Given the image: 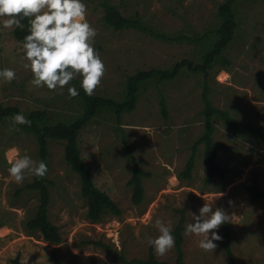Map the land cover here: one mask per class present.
<instances>
[{
  "label": "rangeland",
  "instance_id": "1",
  "mask_svg": "<svg viewBox=\"0 0 264 264\" xmlns=\"http://www.w3.org/2000/svg\"><path fill=\"white\" fill-rule=\"evenodd\" d=\"M112 1L126 15L138 12L159 32L197 36L219 24L217 11L223 0ZM82 2L87 5L86 19L97 30L93 46L106 67L95 95L120 99L128 76L140 69L171 68L184 58L202 61L203 41L172 42L134 28L116 30L105 22L100 0ZM236 10L239 27L225 52L230 64L217 62L207 75L185 68L173 80L147 81L135 110L120 116L102 110L81 130L79 145L86 164L97 186L122 208L121 215L108 213L100 221L87 217L80 177L65 158V143L50 139L49 212L63 240L48 241L39 231H30L25 223L39 204L38 191L27 186L34 175L26 172L23 182L16 183L8 169L24 155L39 162L38 140L17 125L18 130L10 131L11 120L0 121V264H14L18 254L23 264H126L122 256L147 258V238L159 235L156 219L173 230L184 211L187 227L194 223L191 214L199 215L205 203L232 215L229 226L236 264H264V202L253 200L247 189L254 177L264 188V144L246 133L236 134L216 118L214 138L219 144L218 159L229 168L226 178L206 182L204 145L198 151L192 178L179 177L191 146L205 127L206 81L216 106L264 127V0H240ZM13 30L0 23V70L10 68L16 73L11 83L0 79V103L19 105L24 112L46 109L54 120L76 116L82 110L79 84L70 81L56 90L30 84L34 77L23 67L22 42ZM76 79L81 81L80 76ZM69 87H75L79 95L70 97ZM130 153L150 172L144 179L146 193L141 204L132 201L133 190L128 184L134 166ZM217 234L222 237L214 241L217 248L205 252L198 247L203 237L185 231V261L232 264L225 251L224 224ZM156 256L174 263L175 246L166 255Z\"/></svg>",
  "mask_w": 264,
  "mask_h": 264
},
{
  "label": "trees",
  "instance_id": "2",
  "mask_svg": "<svg viewBox=\"0 0 264 264\" xmlns=\"http://www.w3.org/2000/svg\"><path fill=\"white\" fill-rule=\"evenodd\" d=\"M240 0H223L217 11L219 24L207 30L204 34L197 36L177 35L172 36L163 32H159L154 27L147 24L137 12L134 15H126L120 7L112 0H100L104 9L105 22L116 30H124L134 28L146 32L152 36H156L168 41H184L191 42L203 41L206 45L203 53L202 61L196 62L191 58H184L176 62L171 68H150L140 69L136 73L129 75L126 82L123 97L116 99L103 95L88 96L81 87L79 80L74 78L72 81L79 84L82 95V110L76 116L70 119L54 120L46 109H33L29 112H24L19 105L0 103V121L8 119L12 121V117L16 114H23L31 125H17L23 131L36 136L39 144V161H43L47 165V173L43 178L34 176L33 180L28 183V187L35 189L39 193V204L37 205L35 214L27 219L25 225L30 231H39L43 238L60 243L63 240V235L60 227L53 222L50 217L51 204V180L48 177L49 163V140L58 139L65 143V158L72 169L79 175L81 182V194L87 202V217L92 221H100L105 214L111 213L121 215L122 208L105 190L101 189L94 181L89 167L86 164L85 158L79 145V134L83 128L102 110H112L118 116L125 112H131L136 109L139 95L143 84L151 80H173L180 75L185 69H189L194 73L208 74L210 69L217 62L225 65L230 64L229 58L225 55L231 42L234 40L238 27L239 20L236 10V5ZM25 25L23 30L14 27L15 37L23 43V37L28 34V21L22 20ZM212 88L209 81L204 83L203 101H204V122L205 127L201 135L195 140L191 146V154L179 177L192 178V172L195 168L196 157L201 145H204L205 161H206V182H211L216 178L225 179L229 168L224 166L218 159L219 144L215 141L214 135L217 130L216 118L221 119L225 125L240 135L246 133L264 144V127L256 125L251 121L243 120L233 114L226 108L218 107L214 104L211 97ZM163 113L167 115V105L162 99ZM124 140L127 142L126 137ZM131 149V147H130ZM133 161V172L128 180V184L132 187V201L135 204H141L145 200V177L150 175L146 171L136 156L130 153ZM247 189L253 200L264 202V188L261 187L258 179L253 178L252 183L247 185ZM225 227V251L229 256L232 264H236V256L231 247V233L229 223L224 224ZM186 215L182 211L181 217L172 230L175 237L176 260L174 263L159 260L156 256L154 248L149 246L147 258H121L126 264H189L185 261V233ZM97 244L110 247L109 244L101 241H94ZM14 264H23L20 255L18 254L13 259ZM56 264H59L57 262Z\"/></svg>",
  "mask_w": 264,
  "mask_h": 264
},
{
  "label": "clouds",
  "instance_id": "3",
  "mask_svg": "<svg viewBox=\"0 0 264 264\" xmlns=\"http://www.w3.org/2000/svg\"><path fill=\"white\" fill-rule=\"evenodd\" d=\"M87 5L82 0H0V23L3 28H19L28 21V34L23 37V67L30 70L33 79L30 84L36 87L46 86L49 90L63 89L77 76L81 77V87L85 94L92 96L106 72V67L93 46L97 30L88 20ZM16 78L13 69L0 70V79L11 83ZM70 97L79 95L75 87H69ZM31 125L23 114L12 117L13 128L16 125ZM43 161H34L29 156L18 157L8 169L16 183H22L25 173L43 178L47 173ZM221 195H223L221 193ZM232 204V201H229ZM194 223L185 229L187 234L203 237L198 247L205 252H214L222 240L217 230L229 223L232 215L223 208L215 209L205 203L199 209V215L191 214ZM159 231L156 238H147V243L154 248L156 255L164 256L175 246V237L170 224L161 219L155 220Z\"/></svg>",
  "mask_w": 264,
  "mask_h": 264
}]
</instances>
